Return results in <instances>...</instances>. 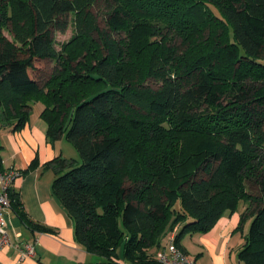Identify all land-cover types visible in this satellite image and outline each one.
<instances>
[{"label": "trees", "instance_id": "obj_1", "mask_svg": "<svg viewBox=\"0 0 264 264\" xmlns=\"http://www.w3.org/2000/svg\"><path fill=\"white\" fill-rule=\"evenodd\" d=\"M34 101L46 138L78 151L43 167L98 263L156 264L175 228L181 247L247 202L237 257L264 264V0H0V126L23 127ZM9 196L26 228L46 230Z\"/></svg>", "mask_w": 264, "mask_h": 264}, {"label": "crops", "instance_id": "obj_2", "mask_svg": "<svg viewBox=\"0 0 264 264\" xmlns=\"http://www.w3.org/2000/svg\"><path fill=\"white\" fill-rule=\"evenodd\" d=\"M42 109L43 104L34 101L23 127L10 130L0 126V169L21 171V175L13 180L12 188L18 194L27 217L46 228L31 231L10 210L6 218L14 231L20 232L23 241L33 244L34 255L22 256L16 246L3 247L0 248V264H104L98 263L75 241L73 222L52 192L54 172L44 168L43 164L56 155L67 157L65 149L68 150L69 146L66 144L64 147V137L55 142L46 138V123L40 116ZM240 212L241 209L225 211L205 234L184 235L180 248L194 258L196 264H244L238 259L237 252L243 244L248 220L241 230L235 229ZM187 243L193 245L192 253H189ZM117 264L130 263L118 259Z\"/></svg>", "mask_w": 264, "mask_h": 264}, {"label": "built area", "instance_id": "obj_3", "mask_svg": "<svg viewBox=\"0 0 264 264\" xmlns=\"http://www.w3.org/2000/svg\"><path fill=\"white\" fill-rule=\"evenodd\" d=\"M21 175V171L15 168L0 169V248L16 246L21 250L22 256L34 255L33 244L21 239L20 232H16L6 214L10 209L9 191L13 180ZM176 228L168 236L164 247L156 253L158 264H196L194 258L174 243Z\"/></svg>", "mask_w": 264, "mask_h": 264}, {"label": "rangeland", "instance_id": "obj_4", "mask_svg": "<svg viewBox=\"0 0 264 264\" xmlns=\"http://www.w3.org/2000/svg\"><path fill=\"white\" fill-rule=\"evenodd\" d=\"M88 8L94 16L93 19L96 22V25L101 29L106 28L105 17H106V12H107V6H106L105 2L99 1V2L95 3L94 5L89 6ZM74 32H75V27H74L73 22H72V24L70 22V25L67 27V29L64 32L54 31L53 36L55 39L56 48H60V44L64 41L68 40L74 34ZM3 33L10 38V35H8L5 30H3ZM131 34L132 33L130 32V34L128 36L127 30H120L116 34V37L119 39L125 38V40L128 41L129 39L131 40V38H130ZM137 40L138 39H137V35H136L134 37V42H137ZM43 66L44 67H42L43 68L42 72L47 74L53 68L54 63L52 61H49V60H44ZM146 84L152 86L153 88L157 87V85H158L157 82L153 79L147 80ZM63 145H64V147H65V145L69 146L68 150L65 149V153H66L68 158L73 157L74 159L79 160L78 151L65 138L63 141ZM246 188H247V191L253 195H259L260 194L258 185L253 180H247L246 181ZM246 206H248L247 202H245V203L241 202L238 209H241V211H243V210H245ZM247 220H248V222L246 223L245 229H248L247 225H249L251 219L248 218ZM166 241H167V238H165L164 244H166ZM186 246L190 247V248H188V250H190L189 253H192L191 251H193V250H191V249H193V247H191V246H193V245H191L190 243H187Z\"/></svg>", "mask_w": 264, "mask_h": 264}]
</instances>
